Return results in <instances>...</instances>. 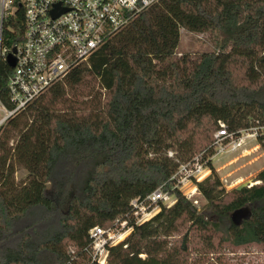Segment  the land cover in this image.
Returning <instances> with one entry per match:
<instances>
[{
	"label": "trees",
	"instance_id": "obj_1",
	"mask_svg": "<svg viewBox=\"0 0 264 264\" xmlns=\"http://www.w3.org/2000/svg\"><path fill=\"white\" fill-rule=\"evenodd\" d=\"M180 29L210 32L215 49L176 58ZM4 84L1 75L3 101ZM220 124L234 135L264 128V0H161L0 131V264H83L89 230L117 220L132 230L107 247L106 264H186L187 234L168 242L184 223L210 248L264 249V170L241 190L213 174L197 183L202 211L175 189L170 208L130 218V201L170 189L187 154L213 173Z\"/></svg>",
	"mask_w": 264,
	"mask_h": 264
},
{
	"label": "built area",
	"instance_id": "obj_2",
	"mask_svg": "<svg viewBox=\"0 0 264 264\" xmlns=\"http://www.w3.org/2000/svg\"><path fill=\"white\" fill-rule=\"evenodd\" d=\"M160 1L0 0V76L5 81V101L0 97V131L10 119L78 65L87 62L137 16ZM10 57L14 59L13 67L8 64ZM242 133L247 137L255 136L251 129L240 131L238 135L228 133L220 124L209 161L214 154L239 148L244 139ZM167 155L172 157L173 153L169 151ZM209 170L202 154L180 163L170 178V189L163 184L145 198L130 201V218L135 224H141L153 218L161 208H170L176 202L171 192L175 189L189 200L197 191L196 184ZM188 184L190 189L183 192L182 187ZM131 230L126 220H117L109 228L90 229V243L86 248L89 260L83 264H106L107 247L122 243ZM69 252L75 258L74 251Z\"/></svg>",
	"mask_w": 264,
	"mask_h": 264
},
{
	"label": "rangeland",
	"instance_id": "obj_3",
	"mask_svg": "<svg viewBox=\"0 0 264 264\" xmlns=\"http://www.w3.org/2000/svg\"><path fill=\"white\" fill-rule=\"evenodd\" d=\"M214 39L213 34L210 32L197 34L180 29L179 45L175 57L181 55L195 57L201 53L211 52L215 49ZM98 88L99 86L96 84L94 90ZM79 100L83 99L80 98ZM85 100L87 99L85 98ZM251 130L255 132V136L247 137V134L242 133L241 136L244 139L239 148L234 151L226 149L223 153L214 154L211 157L213 173L209 170V173L201 181L213 174L219 178L221 187L229 192L242 182L247 183L248 181L257 180L259 172L264 170V149L258 142L257 135L259 133L264 134V128H252ZM248 132L251 133V131ZM11 144H13V141ZM172 151H177V147H173ZM214 152L216 153L215 150ZM196 154H187V157L183 154L180 156H184L183 159L185 158L184 160L189 162ZM25 177V170L18 167L14 175L15 182H20ZM190 187L191 185L188 184L182 187V191L185 192ZM189 201L197 211H202L206 204L198 191L189 198ZM185 234H187L189 252L183 255L182 258L186 264H264V249L260 245L249 244L241 247L230 244L218 245L216 239H213V246L210 248L206 242L200 239L197 231L189 227L187 223L180 225L177 232L168 239L169 246L180 245Z\"/></svg>",
	"mask_w": 264,
	"mask_h": 264
},
{
	"label": "water",
	"instance_id": "obj_4",
	"mask_svg": "<svg viewBox=\"0 0 264 264\" xmlns=\"http://www.w3.org/2000/svg\"><path fill=\"white\" fill-rule=\"evenodd\" d=\"M54 15H57V13H54ZM8 64L9 66L13 67L14 66V59L12 57L9 58V61H8ZM255 181H258V180H255ZM254 181V182H255ZM258 183H245V184H240L238 186L235 187L236 190H241L243 188H249V187H252L253 185H257ZM245 209L244 210H239V211H236L234 212V214L232 215L234 217V220H238V218L240 217V215H245Z\"/></svg>",
	"mask_w": 264,
	"mask_h": 264
},
{
	"label": "bare ground",
	"instance_id": "obj_5",
	"mask_svg": "<svg viewBox=\"0 0 264 264\" xmlns=\"http://www.w3.org/2000/svg\"><path fill=\"white\" fill-rule=\"evenodd\" d=\"M207 175V173L204 175V176H206ZM259 181H256V182H254V181H248L247 183H251V184H253V183H258ZM240 184H245V182H242V183H240ZM240 184H238V185H240ZM237 185V186H238ZM123 238H121V240H122Z\"/></svg>",
	"mask_w": 264,
	"mask_h": 264
}]
</instances>
